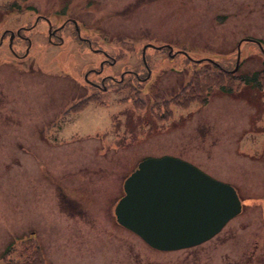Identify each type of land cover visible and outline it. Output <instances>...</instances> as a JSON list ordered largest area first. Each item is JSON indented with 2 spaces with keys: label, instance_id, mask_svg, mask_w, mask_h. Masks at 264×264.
Listing matches in <instances>:
<instances>
[{
  "label": "rangeland",
  "instance_id": "rangeland-1",
  "mask_svg": "<svg viewBox=\"0 0 264 264\" xmlns=\"http://www.w3.org/2000/svg\"><path fill=\"white\" fill-rule=\"evenodd\" d=\"M12 1L0 0V4ZM20 1L24 8L25 2ZM187 1H162L158 6L141 8L136 15L122 11L106 20L102 32L116 40H130L134 50L138 45V56L143 44L166 42L171 45L170 52H174L173 46H185L188 52L197 53L196 57L228 64L235 63L238 42L245 39L239 45L237 74L264 69V6L247 0L244 7L184 11L180 5L187 6ZM174 4L176 10H170ZM33 14L22 9L0 14V33L4 28L15 32L18 26L31 22ZM147 14L154 22L140 27L138 20ZM217 14L224 15L221 22L213 19ZM41 29L38 26L33 36L44 54L36 60H17L20 68L13 71L2 68L10 53L4 45L7 39L0 44V85L6 86V73L11 79L8 88H3L7 96L0 116V256L19 240L36 235L46 256L44 264H225L248 256L264 264V98L259 89L249 84L236 89L241 81L235 78L232 92L213 90L204 106H153L155 101L174 95L193 69L208 65L182 55L170 59L164 55L168 49L159 46L163 55H144L146 62L158 66L154 71L157 76L147 81L150 86L144 83L141 100L145 104L136 107L124 100L130 95L128 90L97 91L84 83L85 70L99 57L95 60L84 54L85 46L52 45ZM246 39L259 40L261 45ZM148 46L147 53L156 51L154 45ZM138 63L142 64L141 58ZM30 67L33 71L29 73ZM90 94L98 101H88L79 112L64 113L73 102ZM195 121L203 122L199 127L205 132L191 129ZM214 138L220 139L216 148L211 144ZM204 151L211 157L202 154L195 159L203 162L205 169L224 181L242 183L236 190L243 210L218 237L204 246L160 252L116 227L113 206L121 195L123 178L136 164L166 155L192 160ZM237 151H248L247 157ZM94 166L106 170L91 173ZM84 172L90 174L86 181L89 196L71 194L81 203L72 212L88 215L89 220L62 213L55 200L57 186L52 177H45L56 175L64 188L81 190L73 186L87 175ZM11 257L23 264L22 254L12 253Z\"/></svg>",
  "mask_w": 264,
  "mask_h": 264
},
{
  "label": "flooded vegetation",
  "instance_id": "flooded-vegetation-1",
  "mask_svg": "<svg viewBox=\"0 0 264 264\" xmlns=\"http://www.w3.org/2000/svg\"><path fill=\"white\" fill-rule=\"evenodd\" d=\"M25 2L24 8L20 7V4L17 5L19 9L26 10L29 12H35L34 19L31 22L26 23L27 25H20L16 28L13 35L9 31L10 29L6 28L0 33V44L7 39V47L9 49V53L13 55V59H25L30 53L33 43V33H36V28L41 26L42 29L40 33L43 37L48 41V43L59 46L68 41L69 44H74L77 48L82 49V46H85L87 51L83 52L89 57H99L97 67H88L89 73H95L97 76H93L89 78L87 84L98 91H122V90H139L142 82L147 81L151 76H157V74L152 71L151 63L143 62L145 60L144 55H148V57L152 58V56L163 55V48H158L159 46H164L168 50L165 52L167 57H176L182 55L185 59H197L198 57L193 56L189 52H184V50L172 51L170 45L166 42H160V44H155V42H147L143 45L153 44L157 48H152L153 52L147 53V47L144 49V52L141 51L140 56H138V52L134 51L131 47V52H127L122 50L121 45L123 43L132 44L130 40H120L115 39L111 36H106L103 34V24L106 25L107 21L113 17H116L118 13L122 11H128L134 15H136L143 8H152L153 6H158L162 1L167 2H176L177 0H23ZM247 0H188L185 4L187 6H181L186 9H190L189 11L196 12H205L209 11L212 8H227L230 9V5L242 6L244 7ZM253 4H256L258 7L264 6V0H254ZM5 7L9 9L10 4H6ZM142 8V9H141ZM43 9H48L44 11V14L39 12L43 11ZM244 9V8H243ZM170 10H176L175 4L172 6ZM83 14V16H80ZM91 14V15H90ZM90 15L89 20L86 22L85 20ZM224 15H214L213 19L219 21L222 19ZM212 19V20H213ZM140 23V27H148L149 24L154 22V18L149 14L145 15L142 19L138 20ZM197 28V27H196ZM35 30V31H34ZM198 31V29H197ZM26 32H29L26 33ZM11 35V36H10ZM116 42H122L118 50L112 46ZM111 43V44H109ZM169 45V46H168ZM169 47V48H168ZM143 54V55H142ZM189 54V55H188ZM32 55V54H31ZM102 55L103 58L100 56ZM138 56V57H137ZM165 56V57H166ZM141 58L142 64L138 63V59ZM147 58V57H146ZM208 59V58H206ZM102 62V67L105 64L115 66L111 71L103 74L102 71L98 73L100 69L99 63ZM103 69V68H102ZM31 69L28 70L30 72ZM156 70V69H155ZM153 72V73H152ZM88 73V74H89ZM156 74V75H155ZM151 84H149L150 86ZM5 93L0 91V116L3 117V113L1 111L2 105L5 104ZM203 122L195 121V127H191V129L197 132L198 129L205 132L203 127H199ZM206 134V133H205ZM205 154L210 158L208 154L204 151L203 153L195 154L192 160L179 156L180 158L187 159L189 162L196 165L199 169H203L204 172L215 176L212 172L205 169L203 167V162L195 159L196 155ZM103 168V169H102ZM205 169V170H204ZM102 170H106L104 166H96L91 173H101ZM133 170V169H132ZM85 173V172H84ZM47 179L51 177L52 184L57 186L55 189V199L56 204L60 206L61 211L67 215L68 217H77L79 216L81 219L83 217L86 220H89L88 215H83L81 213H74L72 209L80 208V201L75 197H71L66 189L58 184L56 175L50 176L45 175ZM86 179L81 178L73 187L74 188H82L81 190H76L73 188H69L71 193H76L80 198H84L89 196V192H87V182L89 181L90 175H85ZM220 178V177H218ZM86 180V181H85ZM232 184L237 186L233 181H230ZM242 184V183H240ZM239 184V185H240ZM85 188V189H84ZM86 190V193L83 192ZM88 201V200H87ZM115 222V221H114ZM117 228H121L122 230L131 233H134L121 225L115 222ZM223 230V229H222ZM222 230L213 236L212 238L206 240L205 242L190 247L186 249L195 248L198 246H204L206 243L215 239L219 236ZM230 234V240L232 239ZM229 240V239H228ZM181 249V250H186ZM178 251V250H177ZM206 264V263H205Z\"/></svg>",
  "mask_w": 264,
  "mask_h": 264
},
{
  "label": "water",
  "instance_id": "water-1",
  "mask_svg": "<svg viewBox=\"0 0 264 264\" xmlns=\"http://www.w3.org/2000/svg\"><path fill=\"white\" fill-rule=\"evenodd\" d=\"M124 190L117 220L162 250L206 240L241 210L231 185L169 156L142 160Z\"/></svg>",
  "mask_w": 264,
  "mask_h": 264
},
{
  "label": "trees",
  "instance_id": "trees-1",
  "mask_svg": "<svg viewBox=\"0 0 264 264\" xmlns=\"http://www.w3.org/2000/svg\"><path fill=\"white\" fill-rule=\"evenodd\" d=\"M200 70V71H199ZM239 78L242 82H251L255 86L264 90V70L256 71L250 75H236L231 71V67H202L194 70L191 81L188 84L189 90L194 86L196 90H193L191 94H185L182 99L185 101L182 105H187L191 102L204 104L207 101V93L205 96L200 97L199 92L209 90L213 86H219L220 89L226 90L235 78ZM230 81V82H229ZM231 89V86H230ZM186 91H188L186 89ZM17 246L19 249L27 254L23 264H43V256L40 248L32 240H27L19 243ZM11 249H9L4 256L8 255ZM29 250V252H28ZM245 261L233 264H247ZM16 264H19L16 263ZM231 264V263H230Z\"/></svg>",
  "mask_w": 264,
  "mask_h": 264
}]
</instances>
